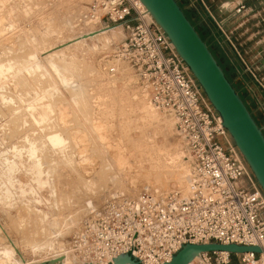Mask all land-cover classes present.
I'll return each instance as SVG.
<instances>
[{
  "label": "rangeland",
  "instance_id": "rangeland-1",
  "mask_svg": "<svg viewBox=\"0 0 264 264\" xmlns=\"http://www.w3.org/2000/svg\"><path fill=\"white\" fill-rule=\"evenodd\" d=\"M91 1L0 0L1 264H78L70 241L111 196H135L159 172L172 182L161 190L178 189L177 169L188 172L174 119L118 56L127 31L87 40ZM179 1L264 131V0L229 11L227 36L199 0Z\"/></svg>",
  "mask_w": 264,
  "mask_h": 264
},
{
  "label": "built area",
  "instance_id": "built-area-1",
  "mask_svg": "<svg viewBox=\"0 0 264 264\" xmlns=\"http://www.w3.org/2000/svg\"><path fill=\"white\" fill-rule=\"evenodd\" d=\"M201 1L227 36L220 25L224 20ZM221 8L228 9L224 4ZM246 11V0H237L230 16ZM79 22L86 32L116 25L127 31L118 56L130 64L150 104L174 119L190 179L184 189L146 186L135 196H111L72 237L68 250L77 263L113 264L129 254L140 264H164L185 244L217 242L261 251L204 252L190 264H236L235 258L237 264H264V191L221 115L150 11L141 0H92Z\"/></svg>",
  "mask_w": 264,
  "mask_h": 264
},
{
  "label": "water",
  "instance_id": "water-1",
  "mask_svg": "<svg viewBox=\"0 0 264 264\" xmlns=\"http://www.w3.org/2000/svg\"><path fill=\"white\" fill-rule=\"evenodd\" d=\"M141 1L166 32L209 101L221 115L224 126L264 191V131L209 45L177 0ZM211 251H228L234 254L248 251L260 252L261 248L217 242L188 243L164 264H190L200 254ZM56 262L57 260H52L48 264ZM113 264L140 263L131 255L123 254L116 258Z\"/></svg>",
  "mask_w": 264,
  "mask_h": 264
},
{
  "label": "bare ground",
  "instance_id": "bare-ground-1",
  "mask_svg": "<svg viewBox=\"0 0 264 264\" xmlns=\"http://www.w3.org/2000/svg\"><path fill=\"white\" fill-rule=\"evenodd\" d=\"M113 28H115V27H113ZM111 29L112 28H110V29H104V30H96V31H93V32H91L90 34H89V36H88V38H87V40L88 39H100V38H103L104 39V41L106 42V43H108L109 42V36H110V33H109V30L111 31ZM86 40V39H85ZM155 115H156V112H153ZM174 124H175V121H174ZM175 126H176V124H175ZM59 141V140H58ZM57 143V142H56ZM62 144V143H61ZM60 145V144H59ZM55 146V145H54ZM152 149V148H151ZM158 164H160L159 162H158ZM157 165V164H156ZM177 168V167H176ZM178 171H176V173H175V176H174V178H175V181H176V185H178L180 188H182V189H184L185 187H186V185H187V183H188V181H189V179H190V176H189V169H188V172H186V171H182L181 169H177ZM160 173V174H159ZM158 174L159 175H161V180H160V182H155V181H151L150 183H153V185H151L150 184V187H153V188H168L170 185H171V179L169 178V180H167L166 178V176L165 175H163L162 174V172H159ZM164 173V172H163ZM187 177V178H186ZM188 177H189V179H188ZM186 179H188V181L186 180ZM185 180L187 181L186 182V184H184L185 183ZM158 185V186H157ZM149 187V188H150ZM52 260H57V262L56 263H54V264H65V262H66V260L67 259H65V256H64V254L63 255H59V256H56V257H54V258H52L51 259V261ZM1 264V263H0Z\"/></svg>",
  "mask_w": 264,
  "mask_h": 264
},
{
  "label": "crops",
  "instance_id": "crops-1",
  "mask_svg": "<svg viewBox=\"0 0 264 264\" xmlns=\"http://www.w3.org/2000/svg\"><path fill=\"white\" fill-rule=\"evenodd\" d=\"M178 2H180L179 0H177ZM200 2H201V4L203 5V3H202V1L201 0H199ZM204 1V3H206L207 4V6L208 7H210V10H211V8H214L213 7V3H217V7H218V15H216V16H218L219 17V19H221V20H224L225 22L226 21H228L227 19H229V18H231V17H229V15H228V12L229 11H231L232 9H233V7L237 4V0H203ZM186 2L188 3L189 2V0H186ZM180 5H181V3H179ZM225 5V6H227L228 7V9L227 10H222V8H221V6L222 5ZM190 6V4L188 5V7ZM203 7V9L205 10V12H206V14H207V17L211 20V21H213L212 19H211V17H210V15H209V13L206 11V9H205V7H204V5L202 6ZM184 8V7H183ZM186 12V11H185ZM212 12H215V11H212ZM246 13V12H245ZM240 20V18H237V21H239ZM194 24V23H193ZM198 30V29H197ZM238 27H234L233 29H230V31H229V33L232 35V37H236L237 36V34L239 33L238 32ZM199 31V30H198ZM199 33H200V31H199ZM200 35L202 36V34L200 33ZM203 37V36H202ZM207 42V41H206ZM260 50H262L261 48H260ZM250 110V109H249ZM54 257H56V256H54ZM53 257V258H54ZM26 264H29V263H26Z\"/></svg>",
  "mask_w": 264,
  "mask_h": 264
},
{
  "label": "trees",
  "instance_id": "trees-1",
  "mask_svg": "<svg viewBox=\"0 0 264 264\" xmlns=\"http://www.w3.org/2000/svg\"><path fill=\"white\" fill-rule=\"evenodd\" d=\"M204 39V38H203ZM205 40V39H204Z\"/></svg>",
  "mask_w": 264,
  "mask_h": 264
}]
</instances>
